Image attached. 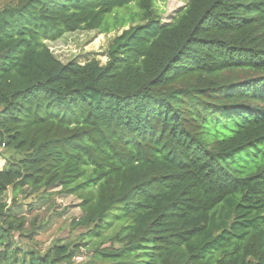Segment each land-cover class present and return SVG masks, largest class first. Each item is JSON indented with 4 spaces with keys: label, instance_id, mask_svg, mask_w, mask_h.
Segmentation results:
<instances>
[{
    "label": "trees",
    "instance_id": "1",
    "mask_svg": "<svg viewBox=\"0 0 264 264\" xmlns=\"http://www.w3.org/2000/svg\"><path fill=\"white\" fill-rule=\"evenodd\" d=\"M129 25L106 64L48 45ZM0 149V264H264V0H0ZM53 190L80 234L19 247Z\"/></svg>",
    "mask_w": 264,
    "mask_h": 264
},
{
    "label": "rangeland",
    "instance_id": "2",
    "mask_svg": "<svg viewBox=\"0 0 264 264\" xmlns=\"http://www.w3.org/2000/svg\"><path fill=\"white\" fill-rule=\"evenodd\" d=\"M156 4L164 22L169 23L173 20L176 12L186 5V0H156ZM132 9L134 10V7ZM122 10L117 9L116 11H121L119 12L121 14ZM125 13L127 14V12ZM125 16L121 15L116 20L108 16L106 21L114 24L116 21H130L132 18L131 14ZM129 28L130 25L109 34H101L98 31L70 33L56 42H48V45L63 62L77 60L81 64H84L92 59H96L102 64H106L108 49L112 41L116 36L121 35L124 30ZM0 151L2 152V149ZM5 164L6 162L0 158V169ZM57 191L53 190V195H47L43 199L37 196H19L18 204L24 206V214L27 216L26 228L29 229V232L24 237H21L19 234L15 235V241H17L19 247L26 248L27 245L31 244L36 249L45 251L57 239L78 237L80 231H72L71 224L75 218L81 217L79 201L73 196L58 195ZM12 196V190L10 189L4 198V201H7L8 205L12 203ZM29 207L34 208V210L29 211ZM51 217L53 218L51 219ZM33 228H38L39 231L38 235L35 236V241L31 243L28 240V236L30 230ZM90 255L91 252H88V250L82 251V254L76 259L74 264H87Z\"/></svg>",
    "mask_w": 264,
    "mask_h": 264
}]
</instances>
